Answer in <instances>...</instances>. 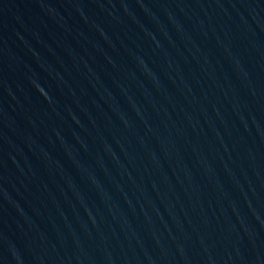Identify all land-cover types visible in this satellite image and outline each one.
<instances>
[{
  "label": "water",
  "instance_id": "1",
  "mask_svg": "<svg viewBox=\"0 0 264 264\" xmlns=\"http://www.w3.org/2000/svg\"><path fill=\"white\" fill-rule=\"evenodd\" d=\"M0 264H264V0H0Z\"/></svg>",
  "mask_w": 264,
  "mask_h": 264
}]
</instances>
